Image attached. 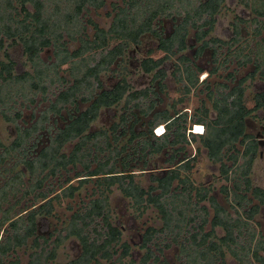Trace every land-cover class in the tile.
<instances>
[{
    "label": "trees",
    "instance_id": "obj_1",
    "mask_svg": "<svg viewBox=\"0 0 264 264\" xmlns=\"http://www.w3.org/2000/svg\"><path fill=\"white\" fill-rule=\"evenodd\" d=\"M53 1L55 8L50 11L49 0H0V107L11 110L10 101L15 95L35 102L36 95L42 92L43 99H47V83L54 82V74L63 85L67 84L31 126L22 128L17 124L22 112L12 116L2 110L5 119L16 123L18 133L11 144L0 142V178H4L0 185V234L4 233L0 236V264H21L19 258L8 257L27 246L29 239L33 251L26 264H170L165 251L173 245L179 246V257H185L181 264H264V227L257 228L256 221L264 206V188L254 185L251 176L259 154V140L247 131L248 116L264 108V0H120V4L118 0ZM227 1L250 7L253 17L238 16L232 22L233 32L222 29L232 32L231 39L222 40L211 34L221 25L219 16ZM108 6L116 8L109 27H102L92 18L87 19L88 24L83 23L85 11ZM177 16L181 21L174 24L169 35L156 28V20H175ZM242 23L251 27L255 48H250L249 40L241 36ZM89 26L93 28L92 34L87 31ZM192 31L195 43L189 44ZM65 33L70 40L79 41V46L69 49V40H63ZM147 33L154 39L143 53L142 72L153 73L152 82L158 81L164 87L170 60L180 54L182 64H176L175 70L179 72L181 87L175 90L189 94L193 88L204 86L205 98L193 117L182 96L173 100L171 109L155 112L147 130L134 129L139 122L135 119L128 127L129 143L120 146L119 140L127 134L126 114L113 126L116 131L124 124L123 132L112 138L107 129L92 130L93 122L103 108L115 115L113 107L123 100L125 107H139L141 113L149 115L155 101L147 110L141 107V101L157 92L150 87L135 89L126 76L113 87L105 88L101 74L113 70L112 65L124 56L126 49L140 44ZM222 43L228 46V54L234 53L240 66L253 63L254 69L237 82L233 73H229V82H212L207 78L200 81L202 73L217 74L221 63L208 71L198 64V59L206 48ZM17 45L22 50L10 52ZM50 46L54 47L57 60L42 63L40 54ZM189 48L194 49L192 57L185 53ZM243 48L249 51L241 59ZM160 51L164 55L155 58L154 54ZM217 51L214 49V53ZM78 61L84 63L82 68L71 66L64 73L61 70L63 64ZM248 77L251 85L255 84L251 92H247ZM79 99L87 105L78 114L70 115L63 127L55 129L42 148L35 150L36 143L28 146L33 138H41L43 130L52 129L46 125L50 113L78 104ZM250 101H254L253 107L248 106ZM190 119L204 124L206 133L189 132ZM160 124H165L166 131L158 136L154 128ZM137 138H142L139 157L145 165L150 155L172 150L166 159L167 170L162 175L152 174L148 186L130 169L129 154L118 160ZM197 140L201 146L193 153L187 147ZM203 151L212 164L219 165L218 171L227 182L220 190L235 214L210 193V186L198 185L192 177ZM14 156L18 158L13 166H4ZM160 167L155 163V168ZM71 169L74 175L65 174L54 186L50 183V178ZM92 179L101 191L95 193L94 188L97 196L73 213L67 233L50 242L51 237L41 234L40 229L49 227L50 217H58L54 200L74 198ZM49 183L51 186L45 189ZM56 188L60 191L56 192ZM113 188H119L144 210L152 205L163 219L162 226L147 227L135 244L124 240L106 193ZM11 198H15L12 203ZM29 198L31 205L24 204ZM36 201L41 203L37 206ZM167 236L169 240L161 244L159 239ZM69 238L79 242L80 252L59 262V248ZM229 255L232 259L228 262Z\"/></svg>",
    "mask_w": 264,
    "mask_h": 264
},
{
    "label": "rangeland",
    "instance_id": "obj_2",
    "mask_svg": "<svg viewBox=\"0 0 264 264\" xmlns=\"http://www.w3.org/2000/svg\"><path fill=\"white\" fill-rule=\"evenodd\" d=\"M118 4L121 3L120 0H118ZM55 2L53 0H49L47 3V8L52 11L55 7ZM227 6L223 8L221 15L219 16V20L221 22V25L215 29L212 32V36L220 37L222 40H230L232 37V22L237 20L238 16H242L246 19H251L253 17L252 9L250 7H246L241 2H228ZM111 12V13H110ZM116 8H113V6H108L107 8H101V9H94L90 8L88 11H85V17L83 23L88 24L86 21L88 18H92L96 22H98L102 27H109L113 15H115ZM110 13V14H109ZM181 21V17L177 16L174 20L173 18L168 17H162L158 20H156V28L159 31H163V34L165 36L169 35L173 29L174 24ZM227 28L229 32L226 33L223 28ZM88 33H93V28L89 26V29L87 30ZM241 36L244 39L249 40V47L255 48L256 47V39L253 40L252 30L251 27L249 28L245 23L241 24ZM251 32V33H249ZM264 37V32H263ZM153 36L150 33L145 34L142 37V42L138 45H133L126 49V53L124 56L119 57L117 60V63L112 65L113 70L103 71L101 74V78L103 81V85L105 88H111L113 87L118 80L121 77L126 76L127 79L132 83L133 87L137 90L144 89V88H153L157 92L156 94L153 92L151 93L148 98L142 100L141 107L145 110L149 107L152 101H155V106L153 107L152 111L149 113V115H146L144 113L140 112L139 107L135 108H128L125 107V101H121L120 104L113 107V110L115 112V115L110 111H108L107 108H103L99 117L93 122L92 124V130L98 131L100 129H107L110 132L111 138L114 137V135H119L123 132L124 124L121 123V126L114 131L113 126L115 123H119L122 121V115L126 114V121L125 128L127 130V134H124L121 139L119 140L120 146L123 144L129 143V137L130 132L128 131V127L131 122H133L135 119H139V122L135 124L134 129H136L138 132L141 130H147L148 129V121L150 118H152L153 114L155 112L161 111L164 108L171 109V104L174 99H177L179 97L184 98V101L188 105V112L189 115L193 117L194 113L196 112V109L200 108L202 105V99L205 98V90L204 86H200L198 88H193L191 93L184 94V92L180 89L177 91L175 90L176 87H181V83L178 81L179 72L175 70L176 64H179L181 60L178 58L180 54L174 55L170 62L171 67L168 70V76L165 80V85L162 87L158 81H153V73L147 74L143 73L140 66L142 59L144 58V51H146L147 48H149L150 42L153 40ZM257 39H260L258 37ZM63 40H69L67 45L69 49H74L77 46H79V41L76 40H70L69 36L64 35ZM188 43H195L194 40V31L191 32L189 35ZM116 42V41H114ZM220 45V46H218ZM214 45L213 47H208L205 49L204 53L200 56L198 59V64L202 67L206 68V70H212L217 64H220V69L217 74H211L208 75V72H205L201 74L200 81L207 78L212 82L215 81H227L229 80V73H233L236 77L235 82H237L239 79L248 76V73L251 72L254 69V64L249 63L245 66H240L237 62V57H234L233 54H228V46L226 44H218ZM214 49H217L218 51L214 53ZM21 46H13L10 48V52L15 53L16 51H21ZM240 51L239 58L243 59L244 55L248 53V48H243ZM194 49L189 48L185 51V53L192 57L193 56ZM164 52L160 51L158 53L154 54L155 58H158L160 56H163ZM217 58V59H216ZM41 62L50 64L57 60V55L55 53V49L53 46L47 47L41 54H40ZM225 59H229V61L224 62ZM79 60V59H77ZM86 63V61H84ZM74 66V67H83V62H68L66 64H63L61 67V70L65 71V69ZM58 71V70H57ZM60 72V74H63ZM258 75V74H257ZM54 82L50 83V81L47 83L48 85V91L45 93L47 99H43V93L40 92L38 95H36L35 102H30L29 100L25 99L23 96H14V99L10 101V105L12 104L11 110H6V106L0 107V142H3L5 144H11V142L14 140V138L17 136V128L16 123L13 121H9L5 119L3 116L2 110L7 111V113L14 116L18 111L22 112V116L17 119V124L20 127H28L31 126L40 116V113L45 110L48 106L50 101L55 100L56 95L59 93L60 90H63L65 88V85H63V82L59 79H57L56 75L54 74ZM258 79V77H257ZM249 83V89L247 92H251L255 89L254 86L251 85L250 77L247 79ZM229 82V81H227ZM231 82V81H230ZM233 84V83H232ZM78 104H71L64 108L59 113H50L49 114V120L46 123L47 126H52V129L50 131L43 130L42 136L39 140H33L30 141L28 146L36 143L35 150H39L42 148L43 145H45L49 139L54 134L55 129L59 127H63L64 124L68 121H70L71 117L70 115L78 114L80 109H83L87 103L82 102L80 99L78 100ZM254 101H250L248 106L253 107ZM194 119L188 120V125L193 128L194 125ZM201 124V123H197ZM207 130V129H206ZM247 131L254 136L257 137V139L260 141L259 145V154L257 159L254 162V167L251 173L253 183L256 186H261L264 188V108L260 110H255L250 116L247 118ZM191 136V135H190ZM145 139V137H142ZM142 138H137L135 141L131 142L128 145V148L125 152H123L121 157H119V161H121L122 157L129 154L128 160L131 162V168L133 171H135L137 174H139V178L143 181V183L148 186L151 183V175L152 174H160L164 173L168 168V161L167 158L170 157V154L172 153V150L169 149L168 152H163L160 154H152L150 155L149 163L148 165H145L143 163V159L139 156L142 155V144L141 140ZM119 143H116L119 144ZM198 146H201V141H193L188 145V150L195 153L196 148ZM69 147V146H68ZM2 148H0L1 150ZM70 149V148H66ZM204 150V148L202 149ZM32 153V152H31ZM107 152H105L106 154ZM205 151H203V157H201L199 163H197V172L193 174V178L196 182V184H205V186H210V193L213 195H216L221 202L222 205L225 206L232 214H235V211L231 206L229 205V201L227 199V196L225 193L220 190L222 184H227V182L222 178V175L218 171L219 165L212 164L210 160L207 158V156L204 154ZM18 157L9 158L7 162L4 164V166L12 167L15 161H17ZM102 158V157H101ZM155 163H158L160 168H155ZM82 167L80 166V169ZM141 168H146L145 171H142ZM128 169V170H130ZM144 172V173H142ZM195 172V171H194ZM65 174L67 175H74L75 171H64L62 174L55 176L54 178H50V183L56 185L59 181H62L65 178ZM4 179V178H3ZM0 178V185L3 184V180ZM94 179L91 181H88L85 183L80 189L78 193L75 194L74 198H63L60 202H56L54 200V203L56 204V208L58 211V217H50V224L47 229H40V233L43 234L46 237H51L50 242L54 241L57 236L65 235L67 231L69 230L67 228V223L71 221V218L73 216V213L76 210H80L81 207L84 206L85 203L89 201L91 197H96L97 195L95 193H98L101 191V188H98L97 184L93 182ZM47 184L44 188L46 189L47 186L50 187L51 185ZM231 184L230 182L228 183ZM94 188L97 189L95 193H93ZM56 192H59L58 188H56ZM55 192V193H56ZM158 192V191H157ZM55 193L51 194V197H54ZM109 196V203L113 210V218L118 223V225L123 230V239L129 241L131 244H135L143 234V232L146 230L149 226H155V227H161L163 224V219L160 217L159 212L150 205L147 209L144 210L143 207L135 206L131 200L130 197H125L122 191L119 188H113V191L106 192ZM33 198V197H31ZM15 200V198H11V203ZM32 199H28L25 201L24 204L31 205ZM39 201H36L38 203ZM207 202V203H206ZM205 203L208 204V201ZM41 203V201L37 204V206ZM23 204V203H22ZM21 204V205H22ZM23 204V205H24ZM256 221L259 222V225H257V228L262 229L264 227V206L261 208V211L256 216ZM43 225V221L41 222V226ZM7 226V225H6ZM5 228V227H4ZM210 228V225H208L207 229ZM4 233L2 232L0 236H3ZM51 235V236H50ZM161 236V235H160ZM183 236L181 237V240H183ZM168 236L159 239V242L161 244L164 243V241H168ZM32 239H29V243L25 247H20L16 252H13L8 257V260L19 258L21 260V264H26L28 260L30 259V253H32L33 248L29 245L31 244ZM179 251L180 248L177 245H173L171 248H167L165 251V255L167 259L169 260L170 264H181V262L185 259V257L181 256L179 257ZM80 252V245L79 242L75 238H69L67 239L59 248V255L57 260L59 262H65L72 257H75ZM232 259V256H228L227 260L228 262ZM108 264V263H107ZM119 264V263H118ZM160 264V263H155ZM255 264H260L259 262H256Z\"/></svg>",
    "mask_w": 264,
    "mask_h": 264
},
{
    "label": "built area",
    "instance_id": "obj_3",
    "mask_svg": "<svg viewBox=\"0 0 264 264\" xmlns=\"http://www.w3.org/2000/svg\"><path fill=\"white\" fill-rule=\"evenodd\" d=\"M197 127H201L199 130ZM199 130V131H198ZM155 134L160 136L165 133V126L164 125H158L155 129ZM205 131V125L204 124H194L192 128V132L197 133V134H202Z\"/></svg>",
    "mask_w": 264,
    "mask_h": 264
},
{
    "label": "flooded vegetation",
    "instance_id": "obj_4",
    "mask_svg": "<svg viewBox=\"0 0 264 264\" xmlns=\"http://www.w3.org/2000/svg\"><path fill=\"white\" fill-rule=\"evenodd\" d=\"M203 74V73H202ZM201 76V75H200ZM206 79V78H205ZM204 80V79H203ZM195 124H197V123H195ZM202 124V123H201ZM160 125H164L165 126V124H160ZM194 126V125H193ZM157 127V126H156ZM155 127V128H156ZM154 128V129H155ZM165 131H166V127H165ZM155 132V131H154ZM189 132H192V129H191V127H190V129H189ZM194 133V132H193ZM206 133V126H205V131H204V133H202V134H200V135H204ZM195 134H197V133H195ZM259 145H260V141H259Z\"/></svg>",
    "mask_w": 264,
    "mask_h": 264
},
{
    "label": "bare ground",
    "instance_id": "obj_5",
    "mask_svg": "<svg viewBox=\"0 0 264 264\" xmlns=\"http://www.w3.org/2000/svg\"><path fill=\"white\" fill-rule=\"evenodd\" d=\"M197 128H198L199 130L201 129V127H197ZM199 130H198V131H199Z\"/></svg>",
    "mask_w": 264,
    "mask_h": 264
}]
</instances>
